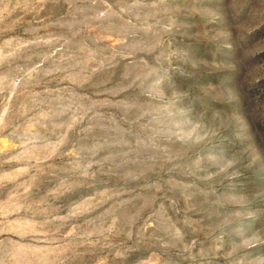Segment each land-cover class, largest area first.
<instances>
[{
    "label": "rangeland",
    "instance_id": "1",
    "mask_svg": "<svg viewBox=\"0 0 264 264\" xmlns=\"http://www.w3.org/2000/svg\"><path fill=\"white\" fill-rule=\"evenodd\" d=\"M0 114V264H264V0H0Z\"/></svg>",
    "mask_w": 264,
    "mask_h": 264
},
{
    "label": "clouds",
    "instance_id": "2",
    "mask_svg": "<svg viewBox=\"0 0 264 264\" xmlns=\"http://www.w3.org/2000/svg\"><path fill=\"white\" fill-rule=\"evenodd\" d=\"M3 119H4L3 114H0V122H3ZM196 159H197V161H199L201 158L199 156H197Z\"/></svg>",
    "mask_w": 264,
    "mask_h": 264
}]
</instances>
